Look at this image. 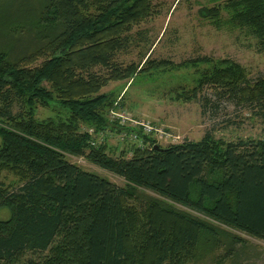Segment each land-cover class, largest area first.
Here are the masks:
<instances>
[{
  "label": "trees",
  "instance_id": "1",
  "mask_svg": "<svg viewBox=\"0 0 264 264\" xmlns=\"http://www.w3.org/2000/svg\"><path fill=\"white\" fill-rule=\"evenodd\" d=\"M32 1L0 0V177L14 176L0 184V264H248L260 249L250 238L264 241V136L163 145L114 115L128 111L126 90L103 89L194 67L197 83L174 88L176 100L207 87L264 118V77L229 57L177 63L148 50L121 62L133 43L155 45L133 35L155 0ZM199 18L264 46V0L214 2ZM39 107L57 116L40 119Z\"/></svg>",
  "mask_w": 264,
  "mask_h": 264
},
{
  "label": "rangeland",
  "instance_id": "2",
  "mask_svg": "<svg viewBox=\"0 0 264 264\" xmlns=\"http://www.w3.org/2000/svg\"><path fill=\"white\" fill-rule=\"evenodd\" d=\"M222 1L224 0H155L157 13L133 30V35H136V32L148 35L155 45L151 47L150 43L145 46L142 42L140 45L133 43L119 55L118 59L126 64L138 62L148 50L152 52L153 58H170L177 63L204 55L214 59L229 57L244 65L250 71L251 78L264 77V46L260 41L245 30L231 26L218 29L199 18V10L202 6ZM34 2L31 0L30 4L34 6L36 4ZM20 43L21 48H27L30 44H34V40L29 39ZM198 76L199 73L194 67H185L154 75L135 76L132 83H127L125 87L123 86L125 82H112L103 90L115 91L116 94L119 92L124 94L126 90L123 101L126 102L127 112L142 120H149L159 128L173 131L178 136L176 141L161 139L163 145L184 142L186 139L196 141L208 132L215 137H224L228 140L264 136V118L259 115L254 116L256 107L252 108L229 100L228 96L217 99L211 88L206 87L195 101L176 100L172 92L174 88L182 85L193 87L197 83ZM206 95L212 99V103L207 105L203 103V97ZM37 116L42 119L57 116V113L39 107ZM108 138L113 145L118 143L116 137ZM74 160L89 170L103 172L82 158L79 160L74 158ZM104 173L113 182L123 184V178ZM12 179L14 176L4 174L0 177V184L2 181L10 184ZM8 216V210L0 209L1 218ZM250 240L260 249L251 252L248 264H264V241L253 238Z\"/></svg>",
  "mask_w": 264,
  "mask_h": 264
},
{
  "label": "built area",
  "instance_id": "3",
  "mask_svg": "<svg viewBox=\"0 0 264 264\" xmlns=\"http://www.w3.org/2000/svg\"><path fill=\"white\" fill-rule=\"evenodd\" d=\"M114 115L118 118H121V122L123 124L127 123V124H131L134 126H141L142 129H144V131L146 133H154L156 136L157 140L161 139H170L173 141V139L176 141L178 140V136L176 134L173 133V131H167L164 128H159V127H155L152 125L151 121H145L142 119H133L130 115L129 112L127 111H121V112H115ZM131 137L135 140L137 139V135L135 133L131 134Z\"/></svg>",
  "mask_w": 264,
  "mask_h": 264
},
{
  "label": "water",
  "instance_id": "4",
  "mask_svg": "<svg viewBox=\"0 0 264 264\" xmlns=\"http://www.w3.org/2000/svg\"><path fill=\"white\" fill-rule=\"evenodd\" d=\"M155 148H156V149H161L159 146H156Z\"/></svg>",
  "mask_w": 264,
  "mask_h": 264
}]
</instances>
